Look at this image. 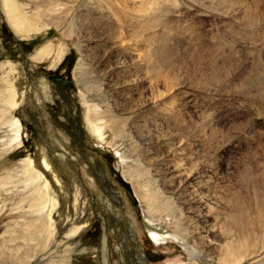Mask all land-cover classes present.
Here are the masks:
<instances>
[{"label":"rangeland","instance_id":"1","mask_svg":"<svg viewBox=\"0 0 264 264\" xmlns=\"http://www.w3.org/2000/svg\"><path fill=\"white\" fill-rule=\"evenodd\" d=\"M17 3L23 7L27 17L38 15L40 21H43V15H47L51 20L58 17H62L63 20L59 22L61 24H58L59 27L52 26L46 31L19 33L6 16V9L9 4L6 3V0H0V66L12 67L15 70V75L12 74L11 78L19 83V88L24 87V92H26L21 100L22 104L17 107L14 115L17 123L23 124L21 137L16 138V131L12 130L11 122H0V264H61L59 260L58 263L57 258H53L58 255L64 257L68 254V250L75 246L77 249L72 254L71 264H142L140 262L142 256L145 257L146 264H218L212 261L202 262L198 259H190L187 251L176 239L166 237L168 232H165L161 222H154L155 217L148 216L146 202L139 198L135 188L139 181L142 182L143 178L147 180L148 185L152 186L151 183L155 181V178L154 175L147 174L146 164L142 161L140 164L137 161L131 152L130 144L126 143L125 140H117L115 132L105 124L106 119L98 122V126L103 127L101 139L90 130L87 117L91 114L89 109L91 101L86 97L88 96L86 93L78 89L77 85L78 76L82 79L84 75H87L89 69L82 57V52L78 49L79 37L74 33L71 37L65 34L71 28L79 29L80 24L85 21L89 22V20L92 24L108 23V26L117 30V23H120L124 17L121 8L116 7V14L112 15L110 11L115 7L113 0H17ZM121 4H126V0H121ZM43 6H48L50 10L40 12V10L44 11ZM188 15H195V13H188ZM211 20V17H197V22L203 23L205 27L210 24ZM118 32L121 42L117 43L116 49H110L113 57L111 60L115 63L111 61L110 64L102 66L100 62L96 61L93 64V69L96 71L105 70V72L111 70L130 72V80H134V85L138 89L137 94L140 95L145 91L144 97H151L153 92L157 91L167 92L163 101L152 102L135 115L158 138L164 136L163 139L155 140L158 141L155 146L160 149L159 156L163 163L162 169L173 170L178 166L180 169L179 174L174 173V176H181L177 180L176 189L178 193L175 196L166 195L163 187L159 186L157 187L159 193L156 199L158 203H164L166 199L174 197L177 199L175 201L178 202V194L179 196L181 194L184 199L180 200V207L194 209L192 216L198 220L200 226H205L202 220L205 212L201 213L196 201L199 194L200 196L210 194L213 201L209 203L207 208L211 209L214 214L207 218L209 227L217 223L216 216L218 214L221 212L223 214L228 213L229 208L227 209L226 205L231 204L236 199H240L249 207L252 206L253 210L257 208V212L259 210V212L264 213V200L256 198L242 200L232 186L233 180L227 164V157L234 145L220 150L214 143L210 142L205 147L200 140H189L182 135L183 129L179 124V119H194L197 117L198 110L206 106L201 94L174 82L167 75L154 76L145 61L144 52L136 46L138 44L137 38L123 28H120ZM51 47L54 50L51 58H36L41 49ZM59 52H65V56L60 64H55ZM106 54L110 55L105 50L104 55ZM62 65L66 72L64 70L59 72ZM3 73L0 70V78L7 75ZM23 73L24 78L21 79L20 76ZM55 73L56 75L58 73L57 76L63 74L65 82L75 84L76 90H72L70 99L79 107L86 148L83 161L89 162L93 169L89 168V171L91 170L97 175L94 176L92 172L83 171L85 176L80 179L74 169L66 164L76 175V184L83 191L84 200L85 198L88 199L89 204L87 206L91 208L93 216L92 224L88 229L74 238L69 235L71 223H79L83 217L74 215L70 217L71 221L61 229L62 231L59 232L60 228L58 227L56 228L57 231L53 230L51 223L60 226L64 219L62 213L55 212L52 221L45 220L42 216H47L49 212L43 214L35 209V201L40 205L39 196L30 191L31 185H25L29 176L20 171L28 164V160L35 159L37 147L42 145L41 143L35 146L36 140L33 137L35 129L31 121L36 123L50 122L49 113L47 111L45 113L43 109L42 98L47 99L46 106L48 107L54 103L50 77ZM29 74L34 76L31 78ZM92 80L95 83L94 77ZM168 83H171L169 87L167 86ZM58 91L66 93L64 89ZM32 93L33 95H31ZM91 94L94 95L95 93L91 92ZM146 94L149 95L146 96ZM212 107L217 109L216 127L223 130L224 133L229 132L230 126L234 122L245 120L250 115L247 111H237L227 106L223 99L217 100ZM94 110L98 116L104 117L108 107L103 104L102 100L97 99ZM167 132L176 135L175 138L165 136ZM125 135L127 138L134 137L139 146L132 131L126 130ZM184 140L185 144L181 146L180 141ZM73 152L75 150L71 151L72 154ZM100 170H103L106 176H98ZM133 172L141 173L142 178L138 181L133 180L132 176H129ZM8 176L15 178L6 179ZM17 176L19 177L17 178ZM200 177H204L208 183L206 190L199 189ZM19 178H22L21 182L14 186L7 184ZM33 181V189H35L37 184L41 182V178L38 181ZM153 186L156 188L154 184ZM197 189L199 190L197 191ZM160 192L163 194L161 195ZM83 198L81 202L78 201L80 205L84 202ZM58 199L61 211H65L67 206L71 210L73 203L63 197L58 196ZM260 205L261 209L258 207ZM82 210V207L79 208V211ZM149 210L152 215H158L159 211L163 210V204H156ZM164 217L166 218L162 221L165 222L169 216L164 215ZM42 218L44 220L41 222ZM225 221L224 216L220 217V223ZM151 227L156 229L150 230ZM161 227L164 235L157 232L156 234L160 237L159 243H154L151 237L152 231H159L158 229ZM206 237L210 242H220L217 234H208ZM240 264H264V255L260 258L247 259Z\"/></svg>","mask_w":264,"mask_h":264},{"label":"bare ground","instance_id":"2","mask_svg":"<svg viewBox=\"0 0 264 264\" xmlns=\"http://www.w3.org/2000/svg\"><path fill=\"white\" fill-rule=\"evenodd\" d=\"M6 3L9 4L6 9V16L19 33H37L42 30L46 31L52 26L59 27V25H61L59 22L63 20L62 17L51 20L47 15H43V21H40L38 15L27 17L23 7L18 5L17 0H6ZM45 3L52 4L50 2ZM43 7L44 11L40 10V12L50 10L48 9V6ZM104 24L105 23L102 22L100 24H92L90 20L89 22L85 21L79 25L81 26L79 29L71 28V30H68V33L65 34L68 37H71L74 33L79 37L78 49L82 52V57L89 69L87 75H84L82 79L78 76V84H76L78 85V89L86 93V95H88L86 97H88L91 101V106L89 108L91 114L87 117L90 130L94 135H96V137L101 139L103 137V127L98 126V122L106 119L107 122L105 124L115 132L117 140H125L126 143H129L131 152L135 155L137 161L140 164L141 161L146 164L147 174L154 175L153 177L155 178V181L151 183L152 186L153 184L156 188L161 186L163 187L166 195L170 194L175 196L178 193V190L176 189L177 180L181 176H174V173H180V169L178 168L179 166L177 168H173V170H163V163L161 162L159 156L160 149L155 146L158 143V141L155 140L163 139L164 136H162V138H158V136H156L155 133L148 128V126L140 122L138 116L135 117L137 112L145 109V107L152 104V102H156L157 100L163 101V99L167 96V92L157 91L155 93L153 92L152 95L150 94L151 97H144L145 91L140 95L137 94L138 89L134 85V80H130V72L128 73L125 70H111L105 72V70L96 71L93 69V64L96 61L100 62L102 66L110 64V62L113 61L111 60L113 58L111 56V50L116 49L118 47L117 43L120 41L119 32H116V29H112L108 26V23ZM94 42H97L95 43L96 45ZM105 50L110 53V55H104ZM53 53L54 50L52 47L48 49H41L37 54V58H51ZM64 56L65 52L57 53L55 64H60L63 61ZM133 64L136 63L134 62ZM0 70L2 73L4 72V75L7 74L4 78H0V122H11V128L16 131V138H19L22 134L23 125L20 121V124L17 123L14 115L16 114L15 112L17 107L22 103L21 100L24 96V87L19 88V83L11 78L15 75V70L12 69V67L0 66ZM20 77L22 79V75ZM93 77L96 80L95 83L92 80ZM92 84H94V86H92ZM170 84L171 83H168L167 86L169 87ZM91 92H94L95 94L92 95ZM148 95L146 94V96ZM97 99L102 100L103 104L108 107V111L104 117L98 116L97 112L94 110L95 105H97ZM126 130H130L134 133L139 146L134 140V137H126ZM167 135L172 138H175L176 136L170 132H167L165 136ZM180 144L181 146L185 144V140L180 141ZM61 157H55V154L53 157V155H51L48 151L47 146L42 144L37 147L35 159L28 160V164L21 168L20 171L25 173L26 176H29L28 182L25 185H31L32 188L30 191L38 194L39 196L40 205H38L35 201V209H38V212L43 214L49 212L47 216L43 215L42 217L45 220L52 221V217H55V212L62 213L64 219L62 220L60 226H55L51 223L53 230L55 229L57 231L56 228L58 227L60 228L59 232L62 231L61 229L64 228L66 223L71 221L70 217L74 215L83 217L81 222L71 223L69 235L71 238H74L81 235L88 229V227L92 224L93 216L91 208L89 207V209L87 206L89 204L88 199L85 198L84 200L83 191H81L76 184V175L69 167H67L66 163L63 161L64 158L62 159ZM129 176H132L133 180L136 179V181L142 178L141 173L138 172H133ZM13 177L8 176L6 179ZM18 177L19 176H17V178ZM40 178L41 182L37 184V188L33 189V180L38 181ZM21 180L22 178H19L18 180L6 183L8 185L13 184L12 186H14L16 183L21 182ZM198 182L200 185L199 189H207L208 183L204 180V177H200ZM141 183L140 181L137 183L138 187L136 186L135 192L140 199H143L146 202V212L149 213L148 216H154V222H161L165 232H168L166 237H173L176 239L183 249L187 251L190 259H198L202 262L212 261L213 263L217 262L218 264H240L247 259L251 260L253 258H260L264 255V213L261 211L259 212V210L257 212V208H254L253 210L252 206L249 207L240 199H236L231 204L229 203V205H226L227 209L229 208L228 213L223 214L221 212L217 216L215 215L217 223H214L211 227H209L207 225V218L212 217L214 213L211 209L207 208V206L211 201H213V197H211L212 195L210 194V196H200L199 194L196 204L199 206L198 208H200L201 213L205 212L202 217L205 226H200L198 220L192 216L194 209L190 207L186 209L180 207L179 202H181V199H184L181 194V198L178 194V202L175 201L177 199L174 197L169 198L168 200L166 199L164 203H158L156 200L157 194L159 193L158 188L156 189L154 186L152 187L151 185H148L145 178H143ZM199 189H197V191ZM162 194L163 192L161 195ZM58 196L68 199L71 203H73L71 207L72 213L69 209L70 207L68 206L64 209L65 211H61ZM82 198L84 202L80 205L79 202H81ZM156 204H163V210L159 211L158 215H152L149 209H152ZM81 207L83 210L79 211V208L81 209ZM258 207L261 209V205ZM164 215L169 216L168 220L165 221L166 223L162 221V219L166 218ZM222 216H224L226 221L220 223L219 220ZM43 218L41 219V222L44 220ZM162 227L159 231H152L153 233L151 237L154 243H159L160 237L156 234L157 232H161V234L164 235L162 233ZM48 233L50 234L51 232L49 231ZM208 234H217L220 238V242L213 243L208 241L209 239L207 240L206 237ZM76 249L77 248L75 246L74 248L69 249L67 252L68 254L64 257L58 255L53 259L57 258V261L59 260L61 264H71V260L73 258L72 254L76 251ZM140 262L142 264H146L144 256H142Z\"/></svg>","mask_w":264,"mask_h":264},{"label":"clouds","instance_id":"3","mask_svg":"<svg viewBox=\"0 0 264 264\" xmlns=\"http://www.w3.org/2000/svg\"><path fill=\"white\" fill-rule=\"evenodd\" d=\"M123 28L138 40L154 76L201 94L197 117L179 119L183 135L222 150L234 145L227 164L237 195L264 200V0H113ZM195 13V15H188ZM197 17H211L205 27ZM250 113L228 133L216 127L217 109ZM259 122V123H257Z\"/></svg>","mask_w":264,"mask_h":264},{"label":"flooded vegetation","instance_id":"4","mask_svg":"<svg viewBox=\"0 0 264 264\" xmlns=\"http://www.w3.org/2000/svg\"><path fill=\"white\" fill-rule=\"evenodd\" d=\"M63 65L59 68L60 70L58 69L59 72L64 70ZM64 71L66 72V69ZM24 73L22 78H24ZM29 75L31 78L34 76L31 74ZM57 75L55 73L50 77V83L54 94V103H51V106L48 107L46 106L47 99L44 97V99L42 98V104L44 105L43 109L45 113L46 111L49 113L48 116L50 122L44 121L42 123H36L35 121H31V124L35 129V135L33 136L36 140L35 146L42 143L47 146L53 157L54 154L55 157L63 156V161L71 166L76 175L80 176L81 179L82 176H85L83 171L88 172L92 165L90 166L89 162L83 161L86 148L84 144V131L81 125L79 107L70 99L72 90H76V87L74 83L65 82L63 74L60 76ZM59 89H64L66 93L59 92ZM24 94H26V92H24ZM31 95H33V93ZM72 150H75L73 154L71 153ZM100 171L101 172L98 176H106V173H104L103 170ZM89 172L92 171L90 170ZM92 173L94 176H97L95 175V172Z\"/></svg>","mask_w":264,"mask_h":264}]
</instances>
